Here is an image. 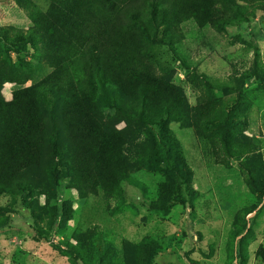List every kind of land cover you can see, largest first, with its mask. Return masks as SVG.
<instances>
[{"label": "trees", "instance_id": "obj_1", "mask_svg": "<svg viewBox=\"0 0 264 264\" xmlns=\"http://www.w3.org/2000/svg\"><path fill=\"white\" fill-rule=\"evenodd\" d=\"M16 1L31 25L26 31L0 27V85L32 80V64L21 55L14 61L8 49L30 50L49 71L15 89L9 100L0 92V195L31 193L21 170L36 165L46 203L58 194L63 178H68L64 190L78 198L122 196L123 183L142 189L133 172L144 160L171 178L149 204L165 212L181 201L184 157L165 130L168 122L192 129L213 146L219 142L230 156L243 160L251 186L264 195L263 160L250 158L252 143L234 136L235 119H240L237 98L221 96L192 107L182 88L157 75L148 59L156 44L181 42L185 22L225 26L231 22L225 12L246 17L251 10H264V0H47L45 9L32 0ZM258 57L257 51L256 69ZM222 84L206 83L210 89ZM121 122L125 125L118 128ZM141 126L145 139L135 144L138 153L132 158L128 148ZM25 206L32 209L29 202ZM48 211L52 221L60 217L62 229L69 219L66 206ZM71 240L62 243L75 264H93L95 256L98 264H152L163 249L152 237L123 241L121 252L104 247L111 253L105 261L90 241L78 245ZM239 255V264H245V253Z\"/></svg>", "mask_w": 264, "mask_h": 264}, {"label": "rangeland", "instance_id": "obj_2", "mask_svg": "<svg viewBox=\"0 0 264 264\" xmlns=\"http://www.w3.org/2000/svg\"><path fill=\"white\" fill-rule=\"evenodd\" d=\"M32 1L42 9L48 3ZM225 16L230 24L219 27L185 22L183 40L172 47L156 44L148 59L157 75L182 88L192 107L221 96L237 98L240 119H235L234 136L252 143L250 158L257 155L263 160L264 190V10H251L246 17L228 11ZM30 25L21 4L0 0V27L26 31ZM8 51L14 61L20 55L26 57L33 73L32 80L23 85L2 83L0 92L6 100L15 89L38 81L49 71L31 57L30 50ZM207 81L224 87L210 89ZM124 125L121 122L117 127ZM166 127L184 154L181 201L165 212L149 207L157 189L171 178L142 160L133 172L142 189L123 183L122 196L78 198L64 190L68 178H63L58 194L46 203L40 193L39 169L31 165L21 170L33 187L31 193L19 190L0 195V264H75L63 238L78 245L90 241L107 261L111 253L104 247L121 252L123 241L138 242L143 237H152L163 247L152 264H239L240 250L246 255L245 264H264V195L251 186L243 160L230 156L219 142L213 146L204 141L192 129L175 122ZM145 134L146 127L141 126L137 140L128 148L130 157L137 155L135 144L143 142ZM27 202L32 209H27ZM63 205L69 219L58 229L60 217L52 221L48 210L52 206L61 210ZM92 262L98 264V258Z\"/></svg>", "mask_w": 264, "mask_h": 264}]
</instances>
